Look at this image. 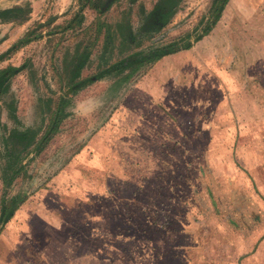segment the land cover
Instances as JSON below:
<instances>
[{"label":"rangeland","instance_id":"374dc122","mask_svg":"<svg viewBox=\"0 0 264 264\" xmlns=\"http://www.w3.org/2000/svg\"><path fill=\"white\" fill-rule=\"evenodd\" d=\"M105 2L0 0V264H264V0Z\"/></svg>","mask_w":264,"mask_h":264},{"label":"trees","instance_id":"16d2710c","mask_svg":"<svg viewBox=\"0 0 264 264\" xmlns=\"http://www.w3.org/2000/svg\"><path fill=\"white\" fill-rule=\"evenodd\" d=\"M225 2L226 0H211L209 8H208V18L209 19L206 21V23H203L200 29V32L197 35H195L191 41H196L200 39L202 35L206 34L209 31L212 24L218 19L219 14ZM155 9H158V7H156ZM155 9L153 10V15L156 13ZM164 16H165L164 14H161L158 12V14H156V18L154 19L155 23H151V24L156 28L162 26L165 22ZM201 20L199 21V23L201 22ZM191 41L183 42L181 45H178L175 41H173L163 46L156 47L154 49L147 51V53L141 55L139 59L137 60V62L155 60L163 55L172 53L178 49H188L191 46ZM20 43H21V40H17L16 42L12 43L5 51L0 53V58H2L9 51L18 47ZM118 65L119 63L113 66L116 67ZM23 68H24V64H19L17 66L9 65V66H6L0 69V93L2 92L7 80L12 75H14L15 73H17ZM86 81H81V83L84 84V82ZM62 103H63L62 100L58 101L57 106L45 130L43 131L39 140L33 145L34 151H38L39 148L42 146V144H44L46 140H48V136L56 130L58 122L64 116V113L62 112ZM35 134H36V130L33 131L28 128H25L22 130L13 131L11 133V136L20 143L21 145L20 150H24L32 144ZM11 176L12 175H10V177ZM2 181L4 184L7 183L5 178H3ZM21 201L22 199H15V197H11L7 201H5L4 199L0 200V224L5 223L11 217L14 209L17 206V203Z\"/></svg>","mask_w":264,"mask_h":264},{"label":"crops","instance_id":"0c3cea01","mask_svg":"<svg viewBox=\"0 0 264 264\" xmlns=\"http://www.w3.org/2000/svg\"><path fill=\"white\" fill-rule=\"evenodd\" d=\"M29 14V13H28ZM28 21H26V19H21V20H17V19H13V18H8V19H5L4 20V23H2V25L4 26H9L8 27H3L2 30H4V28L7 29L6 31V36L3 38V41H4V47L3 48H7L9 47L14 41V39L18 38V35L19 34H22L25 32V30L27 29L26 28V24H27ZM1 25V24H0ZM20 37V36H19ZM16 42V41H15ZM0 53H2V51H0ZM7 66V65H5ZM224 77H225V81H230V76L225 73L224 71ZM231 84V82H230ZM244 111L247 112V110L244 108ZM259 191H263L264 188H257ZM264 246V235H262V237L259 239V241L257 242L256 244V248L257 249H260Z\"/></svg>","mask_w":264,"mask_h":264},{"label":"water","instance_id":"95a60500","mask_svg":"<svg viewBox=\"0 0 264 264\" xmlns=\"http://www.w3.org/2000/svg\"><path fill=\"white\" fill-rule=\"evenodd\" d=\"M110 2H111V0H106V2L104 3L102 8L106 7L108 5V3H110Z\"/></svg>","mask_w":264,"mask_h":264}]
</instances>
